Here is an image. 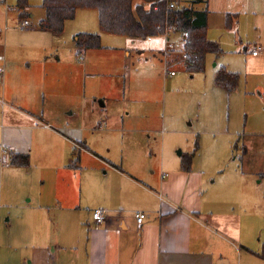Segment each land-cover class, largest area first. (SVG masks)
<instances>
[{
  "label": "crops",
  "instance_id": "0c3cea01",
  "mask_svg": "<svg viewBox=\"0 0 264 264\" xmlns=\"http://www.w3.org/2000/svg\"><path fill=\"white\" fill-rule=\"evenodd\" d=\"M29 4L27 15L16 11L23 19L21 32L30 31L46 42H9L19 28L13 23L5 29L0 43V149L7 150L6 167L28 169L21 171L27 175L23 179H30V164L13 166L12 155L27 154L29 163L37 160L46 172L37 189L24 193L30 198L6 218L10 234L0 236V264H264L258 255L264 237L258 238L254 215L264 212V189L249 174L242 180L232 173L224 175L222 157L200 153L197 158L198 142L192 153H167L163 147L154 155L142 140L125 141L132 133H152L167 125L162 115L166 109L159 107L161 94H149L143 84L155 79L166 85L170 80L160 72L168 59L166 37L124 36L117 40L124 47H112L122 51L121 58L104 59L103 51L110 47L103 43L100 49L85 51L77 45L81 33H98L102 39L106 35L97 24L98 11L78 9L65 31L57 34L39 26L46 16L42 5L38 26L32 28L30 18L38 13ZM206 7L208 36L223 53L242 42L244 21L264 14V0H207L195 5L199 10ZM227 14H237L232 29L226 28ZM25 20L30 24L23 26ZM70 32L74 41L66 48ZM177 33L171 34L175 41L180 40ZM257 48L251 50L254 55L260 53ZM77 56L84 62L82 69ZM137 56L141 58L134 60ZM136 64L142 70L136 69L133 86ZM108 66L123 77L122 88L112 94L93 90L87 96L82 76L92 82L99 68ZM219 68L210 71V78L215 80ZM109 102L118 104L114 116L105 111ZM108 132L122 133V140H105ZM188 157L191 163L185 167ZM17 170L8 174L16 175ZM259 175L262 182L264 168ZM98 209L106 212L103 223L93 218ZM139 212L146 214L141 224Z\"/></svg>",
  "mask_w": 264,
  "mask_h": 264
},
{
  "label": "rangeland",
  "instance_id": "374dc122",
  "mask_svg": "<svg viewBox=\"0 0 264 264\" xmlns=\"http://www.w3.org/2000/svg\"><path fill=\"white\" fill-rule=\"evenodd\" d=\"M28 1L35 6L34 9L38 13L36 17L30 18L33 23L32 28L37 27L36 18L44 12L41 7L43 0ZM192 1L182 0L181 5H189ZM17 2L18 0H0V43H3L1 39L5 34L6 27H11L10 25L13 23L18 25L19 31H12V33H16V37L11 38L10 35L9 42H26V39L46 42L45 38H39L30 31L21 32L23 29L19 25L23 19H20L18 13H16L18 11ZM95 10L92 12L98 14ZM80 12H84V9H80ZM98 20L97 24H99ZM214 29L219 28L215 26ZM30 30L32 31V29ZM242 32V42L237 43V48H228L220 56L215 54L206 56L204 72H188L179 61H173L170 64L171 69L176 70V75H178H175L176 77L169 75L170 80L167 81L166 85L164 82L160 83L155 79L143 81V84L150 90L149 94H161L159 107L162 110L166 109L162 111V115L168 118V122L166 127L160 126L157 131L152 133H132L129 138L125 139L126 143L130 144L129 142L142 140L141 145L145 144L148 150L152 149L154 151V155H159L163 147L167 153L179 154L180 151L192 153L196 148V142H198L199 149L197 151L199 152L196 155L197 158L200 153L204 156L210 153L216 154L222 157L224 175L232 173L242 180L245 173L249 174L252 179L249 176L247 178L252 181L255 180V185L264 189V179L259 182L261 179L259 172L264 168V50L259 55H254V52H251L254 46H264V14L259 15V20L244 21ZM71 34L72 32L65 40L66 48L74 41V35ZM105 34L103 39L100 34L102 43L105 47L110 48L103 51V58L109 60L120 59L119 53H122V51H115L112 47H117V50L124 47V44L117 41L124 40V36L106 32ZM176 35L180 38L182 36L180 33ZM238 37H240L239 34ZM138 58L141 57L137 56L134 60ZM170 58L174 60L172 56ZM75 60L82 69L84 62L79 60L78 56ZM167 60L171 61V59ZM225 65L229 69L232 68V71L240 73L239 85L232 91L217 86L214 76L210 78V71L215 70V67ZM117 68L120 69V66L114 67V69ZM136 69L142 70L141 65L136 64L135 66L133 86L138 80L136 74L139 70L136 71ZM0 70V74H2L3 70ZM164 70L165 64L160 68V72L162 76L166 77ZM96 73H98L97 79H93L92 82H90V79H86L84 75L81 78L82 88L84 90L85 87L87 90V96L93 90H99L101 94H112L122 88L123 77L122 80L115 75L109 66L99 68ZM192 75L194 78H191ZM100 101L98 100L99 104ZM117 107L116 102H109L105 111H109L108 114L111 113L114 116L117 113ZM170 122H172V127H170ZM171 128L173 132H170ZM166 131L167 133H165ZM106 134L105 140L114 142L122 140V133L120 132H108ZM97 139L101 141L99 136ZM3 151L1 148L0 236L7 237L10 234V227L6 222V218L10 216V211L12 209L16 210L17 206L30 198L29 194L24 193L30 190L34 191L40 186L39 184L42 182V179H40L41 174H44L46 170L42 165H38L37 160L30 161L29 172H31V176L29 180H25L22 176L27 175L21 171L28 169L21 167L17 170L6 167L7 158ZM8 170L19 172L10 176ZM254 215L260 229L258 238H261L262 234L264 237V212L260 210L255 212ZM6 248L7 244L2 252Z\"/></svg>",
  "mask_w": 264,
  "mask_h": 264
},
{
  "label": "trees",
  "instance_id": "16d2710c",
  "mask_svg": "<svg viewBox=\"0 0 264 264\" xmlns=\"http://www.w3.org/2000/svg\"><path fill=\"white\" fill-rule=\"evenodd\" d=\"M172 2L177 4L176 8L170 7ZM202 2L207 0H193L183 6L180 0H43L46 16L39 26L62 34L67 21L75 18L78 9H96L104 32L133 39L161 36L168 26H175L179 33L186 35L187 42L183 50L189 52L190 59L185 70L199 73L205 71L208 54L220 56L224 52L221 45L208 36V8H195L196 4ZM29 6L28 0L18 1L17 9L22 17L27 15L25 11ZM236 18L237 14H227V29H232ZM77 45L79 51L100 49L101 36L98 33H81ZM239 80V73L231 72L225 66L218 69L215 78L216 84L230 90L238 87ZM190 163L191 157H188L185 167H189ZM10 164L27 166L29 155H12ZM258 255L264 259V246Z\"/></svg>",
  "mask_w": 264,
  "mask_h": 264
},
{
  "label": "built area",
  "instance_id": "2783aa9c",
  "mask_svg": "<svg viewBox=\"0 0 264 264\" xmlns=\"http://www.w3.org/2000/svg\"><path fill=\"white\" fill-rule=\"evenodd\" d=\"M170 7L171 8H176L177 7V4L172 2L170 4ZM30 22L28 20H25L23 21V26H26V25H29ZM175 32H178L177 31V28L175 26H168L166 29H165V32L164 34H162V36H165L166 37V47L164 49V54L165 56H167L168 59H170V57L172 56L174 58V60H171V61H168L166 60L165 62V75L166 76H175L177 71L174 70V69H171V62L173 61H179V63L182 65L185 66V69L188 67V61L190 59V54L189 52L187 51H184L183 48L185 47L186 45V35L184 33H181L180 34L182 35V37L180 38L179 41H175L171 38V34L172 33H175ZM151 38V37H149ZM263 50L262 47H258L257 49H255V52L256 53H259ZM80 59H83V55L80 56ZM1 72V70H0ZM7 150H4L3 153L6 154ZM146 217V214L144 212H139L137 214V220H138V223L141 224L143 222V220L145 219ZM93 218L94 220L97 222V223H103L107 220V215H106V212L102 209H98L96 211H94L93 213Z\"/></svg>",
  "mask_w": 264,
  "mask_h": 264
}]
</instances>
